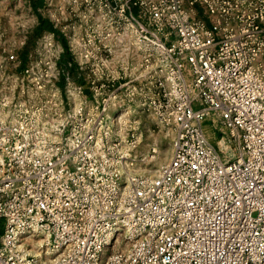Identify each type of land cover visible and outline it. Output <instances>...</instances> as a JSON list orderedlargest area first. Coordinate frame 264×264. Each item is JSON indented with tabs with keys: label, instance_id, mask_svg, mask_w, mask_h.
Masks as SVG:
<instances>
[{
	"label": "built area",
	"instance_id": "1",
	"mask_svg": "<svg viewBox=\"0 0 264 264\" xmlns=\"http://www.w3.org/2000/svg\"><path fill=\"white\" fill-rule=\"evenodd\" d=\"M50 1L0 48V264H264V0Z\"/></svg>",
	"mask_w": 264,
	"mask_h": 264
},
{
	"label": "rangeland",
	"instance_id": "2",
	"mask_svg": "<svg viewBox=\"0 0 264 264\" xmlns=\"http://www.w3.org/2000/svg\"><path fill=\"white\" fill-rule=\"evenodd\" d=\"M32 10L29 0H0V48L18 44L21 38H24L26 43H33L35 37L32 31L37 19ZM39 11L44 18L51 20L53 2L50 1L44 8L40 7ZM195 105L193 103V107ZM202 126L209 141L215 146L219 145V132L212 128L211 121H203ZM151 127L144 130L142 141L131 152L130 167L137 173H155L171 153V130L166 131L159 124H153Z\"/></svg>",
	"mask_w": 264,
	"mask_h": 264
},
{
	"label": "trees",
	"instance_id": "3",
	"mask_svg": "<svg viewBox=\"0 0 264 264\" xmlns=\"http://www.w3.org/2000/svg\"><path fill=\"white\" fill-rule=\"evenodd\" d=\"M42 3V0H30V4L32 6L33 12L36 14L37 17V24L34 26V29L32 31V35L35 37L37 34H39L43 29H51L52 26L50 22L43 18L37 11V8ZM31 45V43H26L25 47L20 51L21 55H24L26 52V48Z\"/></svg>",
	"mask_w": 264,
	"mask_h": 264
}]
</instances>
